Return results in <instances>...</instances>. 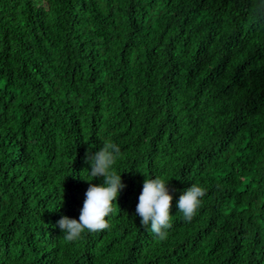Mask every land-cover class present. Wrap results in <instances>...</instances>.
I'll list each match as a JSON object with an SVG mask.
<instances>
[{
  "label": "trees",
  "instance_id": "obj_1",
  "mask_svg": "<svg viewBox=\"0 0 264 264\" xmlns=\"http://www.w3.org/2000/svg\"><path fill=\"white\" fill-rule=\"evenodd\" d=\"M103 144L125 187L70 241ZM155 176L164 238L136 216ZM0 264H264L261 0H0Z\"/></svg>",
  "mask_w": 264,
  "mask_h": 264
},
{
  "label": "clouds",
  "instance_id": "obj_2",
  "mask_svg": "<svg viewBox=\"0 0 264 264\" xmlns=\"http://www.w3.org/2000/svg\"><path fill=\"white\" fill-rule=\"evenodd\" d=\"M261 2L264 4V0ZM120 151L116 144H103L95 152L89 150L86 163L90 167L86 170L90 176L102 178V181L100 184L90 183L78 220L64 216L58 221L59 228L68 240L78 239L85 230L96 232L108 228L105 218L113 211V203L125 187L121 173L114 167ZM168 183L156 176L145 177L136 206V216L140 218V224L161 238L167 235L166 230L171 226L170 209L173 196ZM204 194V190L197 185H191L180 193L176 207L186 221H190L196 214Z\"/></svg>",
  "mask_w": 264,
  "mask_h": 264
}]
</instances>
